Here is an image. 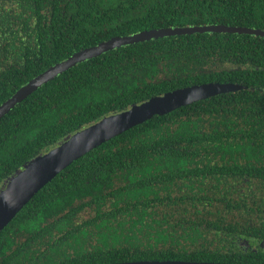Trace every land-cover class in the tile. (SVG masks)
Instances as JSON below:
<instances>
[{"label": "trees", "instance_id": "obj_1", "mask_svg": "<svg viewBox=\"0 0 264 264\" xmlns=\"http://www.w3.org/2000/svg\"><path fill=\"white\" fill-rule=\"evenodd\" d=\"M211 25L264 31V0H0V106L114 37ZM213 82L248 89L155 116L74 162L0 234V264L235 261L208 248L245 201L239 181L264 139L261 37H164L78 64L0 120V188L107 116Z\"/></svg>", "mask_w": 264, "mask_h": 264}, {"label": "water", "instance_id": "obj_2", "mask_svg": "<svg viewBox=\"0 0 264 264\" xmlns=\"http://www.w3.org/2000/svg\"><path fill=\"white\" fill-rule=\"evenodd\" d=\"M219 33L251 35L264 38V31L246 27L225 25L188 26L162 28L143 31L132 36L114 37L97 46L82 50L69 59L52 66L44 73L32 79L19 89L16 94L0 106V120L8 115L42 86L55 80L58 76L84 63L102 56L115 49L133 44L158 40L164 37L188 36L193 34ZM238 84L207 83L194 85L168 92L151 98L129 110L107 116L99 122L86 127L68 137L46 154H42L27 163L0 188V234L9 226L15 217L45 186L52 182L61 172L74 162L84 157L103 144L153 119L155 116L168 115L176 110L207 100L219 95L247 90ZM117 264H220L191 263L183 261H139Z\"/></svg>", "mask_w": 264, "mask_h": 264}, {"label": "flooded vegetation", "instance_id": "obj_3", "mask_svg": "<svg viewBox=\"0 0 264 264\" xmlns=\"http://www.w3.org/2000/svg\"><path fill=\"white\" fill-rule=\"evenodd\" d=\"M264 137V131L256 133ZM251 173L239 181L245 201L234 208L218 238L208 249H218L223 255L232 257L231 262H193L220 264H264V139L253 143L251 149ZM238 198V197H237ZM243 262V263H242Z\"/></svg>", "mask_w": 264, "mask_h": 264}, {"label": "rangeland", "instance_id": "obj_4", "mask_svg": "<svg viewBox=\"0 0 264 264\" xmlns=\"http://www.w3.org/2000/svg\"><path fill=\"white\" fill-rule=\"evenodd\" d=\"M68 252V249L66 250V253Z\"/></svg>", "mask_w": 264, "mask_h": 264}]
</instances>
